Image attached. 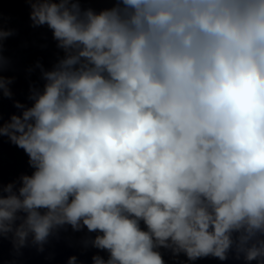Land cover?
<instances>
[{
  "label": "clouds",
  "instance_id": "clouds-1",
  "mask_svg": "<svg viewBox=\"0 0 264 264\" xmlns=\"http://www.w3.org/2000/svg\"><path fill=\"white\" fill-rule=\"evenodd\" d=\"M27 2L64 56L0 116L33 169L0 184V239L43 251L70 226L108 253L92 264H264V0Z\"/></svg>",
  "mask_w": 264,
  "mask_h": 264
}]
</instances>
